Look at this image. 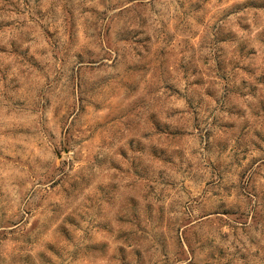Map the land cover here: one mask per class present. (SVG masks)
I'll list each match as a JSON object with an SVG mask.
<instances>
[{"label": "rangeland", "instance_id": "rangeland-1", "mask_svg": "<svg viewBox=\"0 0 264 264\" xmlns=\"http://www.w3.org/2000/svg\"><path fill=\"white\" fill-rule=\"evenodd\" d=\"M0 264H264V0H0Z\"/></svg>", "mask_w": 264, "mask_h": 264}]
</instances>
